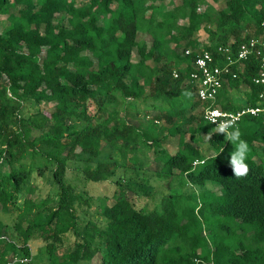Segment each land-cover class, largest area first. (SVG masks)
I'll return each instance as SVG.
<instances>
[{
    "label": "trees",
    "instance_id": "trees-1",
    "mask_svg": "<svg viewBox=\"0 0 264 264\" xmlns=\"http://www.w3.org/2000/svg\"><path fill=\"white\" fill-rule=\"evenodd\" d=\"M174 1L0 0V264L34 240L46 264H264V115L217 135L186 82L200 51L263 34L264 0ZM257 69L231 66L213 107L256 105ZM68 170L110 183L88 218Z\"/></svg>",
    "mask_w": 264,
    "mask_h": 264
},
{
    "label": "built area",
    "instance_id": "built-area-1",
    "mask_svg": "<svg viewBox=\"0 0 264 264\" xmlns=\"http://www.w3.org/2000/svg\"><path fill=\"white\" fill-rule=\"evenodd\" d=\"M264 28V21L260 24ZM185 50L184 54L188 55ZM253 56L257 63V73L252 83L258 87L257 104L241 107L234 112L222 111L213 107L221 91L224 77L231 76V66ZM193 70L188 73L187 83L193 86L194 96L206 103L203 119L218 131V125L225 124V132L234 127L243 116L264 115V32L260 37L251 38L237 46L233 52L226 46H218L213 51L202 50L192 61ZM176 77V73L172 74ZM29 257L14 255L5 264H29Z\"/></svg>",
    "mask_w": 264,
    "mask_h": 264
},
{
    "label": "rangeland",
    "instance_id": "rangeland-1",
    "mask_svg": "<svg viewBox=\"0 0 264 264\" xmlns=\"http://www.w3.org/2000/svg\"><path fill=\"white\" fill-rule=\"evenodd\" d=\"M174 2L176 3L177 0H175ZM15 10H16V7L11 8L10 12H15ZM4 18H5L4 16H0V31H2L5 27L8 26V23L4 20ZM147 39H148V37H145V40H147ZM240 92H241V90L238 89L234 93V95L232 94L233 95L232 96L233 103H235V104L242 103V101H241L242 98L240 97V94H241ZM192 98H193V100H195V96H193ZM51 106H52V104H50V103L49 104L44 103V104H41L39 106V109L40 110H51V108H52ZM28 111H29V113L33 112L32 109H30ZM32 136L33 135L31 134V137ZM169 141H171V142H168L165 147H167L170 151L172 150L171 152H173L175 150V145L173 143L174 140H169ZM153 167H154V165L152 164L151 168H153ZM44 176L45 177L42 178L43 182L41 181L42 183L40 184V181H38L37 184H40V185L43 184L42 191L44 193L48 192L49 194H54L56 192L55 188L53 186L49 185L47 183L48 181L46 180L48 178L47 176H49L48 173L45 172ZM67 176L70 177L71 179H73V182L75 185V190H81V189L85 190L86 196H89V198H90L88 209L86 210L84 205H82V207H81V209L85 210L88 213V215L83 216V219L88 218V216L93 215V213L95 212V209H96V205L99 202V199H102L103 197H109L110 196L111 189H110V183L109 182L92 184V183L83 181L79 174H77L75 171L72 172L71 170H68ZM210 188H212V187H210ZM212 190L215 191L216 189L212 188ZM106 203L109 204L110 201H108ZM28 247H29V251H30L31 255L36 258L32 264H46V259H45V255L43 254L41 242H39L37 240L31 241V242H29ZM80 264H98L97 255L90 262L80 263Z\"/></svg>",
    "mask_w": 264,
    "mask_h": 264
},
{
    "label": "clouds",
    "instance_id": "clouds-1",
    "mask_svg": "<svg viewBox=\"0 0 264 264\" xmlns=\"http://www.w3.org/2000/svg\"><path fill=\"white\" fill-rule=\"evenodd\" d=\"M225 124L221 123L218 125L217 135L225 133ZM239 132L228 133V139L230 142L235 144V148L230 154L229 166L232 169L233 177L237 180L247 176L249 172V167L245 162L247 158L248 146L246 142L239 139ZM207 139H211V136H208Z\"/></svg>",
    "mask_w": 264,
    "mask_h": 264
}]
</instances>
